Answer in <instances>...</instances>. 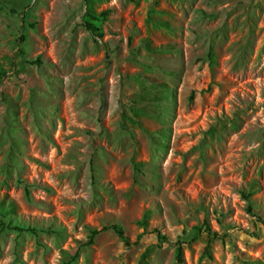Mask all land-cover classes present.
I'll return each instance as SVG.
<instances>
[{
  "label": "rangeland",
  "instance_id": "obj_1",
  "mask_svg": "<svg viewBox=\"0 0 264 264\" xmlns=\"http://www.w3.org/2000/svg\"><path fill=\"white\" fill-rule=\"evenodd\" d=\"M0 72V264H264V0H0Z\"/></svg>",
  "mask_w": 264,
  "mask_h": 264
},
{
  "label": "trees",
  "instance_id": "obj_2",
  "mask_svg": "<svg viewBox=\"0 0 264 264\" xmlns=\"http://www.w3.org/2000/svg\"><path fill=\"white\" fill-rule=\"evenodd\" d=\"M107 12L108 11L101 12L98 15H93L92 13L87 12L85 14V17L87 18V20L83 21V28L85 29V31L94 36L98 32V28L96 27L95 23L99 21V18L104 17L107 14ZM20 54H21V51H20ZM31 64H39V60L35 59L34 61L31 62ZM3 76H4V73L0 72V80L3 78ZM191 98H192V94H190L188 96V100H190ZM253 190L254 189H252L251 187H248L247 190H240V192H239L240 198L245 202V211L247 214H251V211H252V206L250 204V197H251ZM23 193H24L26 200H29L28 191H27L26 186L23 187ZM0 211H1V209H0ZM139 226L142 228V232L139 235H137L133 241H130L128 239V237L125 235L124 231L116 224L101 226L100 228L90 230L88 237H87V241L84 244L79 245L74 250L73 254L69 257V259L64 264H72L75 261V259L78 257V254L83 247L91 245L93 238L97 234H99L103 231H107V230L111 231L119 239V241L122 243V245L126 249H129L132 246L136 245L138 243V240L140 239V237L145 235V234H152L156 240L157 246H161L162 244H168L166 237L164 235L160 234L157 229H152L149 232H147V231H145L143 224H139ZM12 229L14 231L20 232V233H22V232L32 233L34 231V229H32V228L23 227V226H13ZM196 230H197L198 234H200V233L205 234V236L207 237L208 243L211 242L213 240V238H216L215 233L210 232L205 221H203L201 227H198ZM175 244L177 245V243H175ZM206 250H207V247H206ZM206 250H205V252H206ZM180 254H181V249H180L179 245H177L175 248V260L178 263L182 262Z\"/></svg>",
  "mask_w": 264,
  "mask_h": 264
}]
</instances>
